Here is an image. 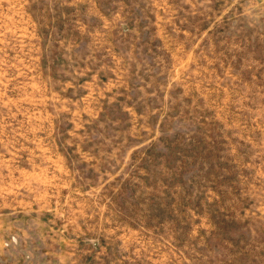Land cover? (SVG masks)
<instances>
[{"label": "rangeland", "instance_id": "374dc122", "mask_svg": "<svg viewBox=\"0 0 264 264\" xmlns=\"http://www.w3.org/2000/svg\"><path fill=\"white\" fill-rule=\"evenodd\" d=\"M0 264H264V0H0Z\"/></svg>", "mask_w": 264, "mask_h": 264}]
</instances>
